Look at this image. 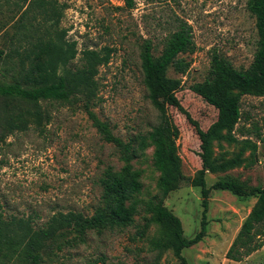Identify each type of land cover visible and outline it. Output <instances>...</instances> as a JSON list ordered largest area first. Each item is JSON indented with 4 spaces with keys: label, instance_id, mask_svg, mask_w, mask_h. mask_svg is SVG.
I'll list each match as a JSON object with an SVG mask.
<instances>
[{
    "label": "rangeland",
    "instance_id": "1",
    "mask_svg": "<svg viewBox=\"0 0 264 264\" xmlns=\"http://www.w3.org/2000/svg\"><path fill=\"white\" fill-rule=\"evenodd\" d=\"M247 1L137 0L136 7L129 10L124 0H52L61 22L51 26L42 13L43 3L33 0L26 9L27 0H0V48L16 58V49L23 51L29 46L25 34L35 37L44 34L46 27L61 34L66 30V39L77 41L79 50L86 46L113 48L109 63L100 67L99 99L92 111L108 123L114 136L125 142L162 122L164 155L173 161L176 175L165 205L181 219L185 234L194 237L201 230L204 212L199 185L203 167L201 141L178 108L163 102L154 106L147 97L140 48L145 38H151L155 54L159 55L167 32L164 23L175 14L191 23L197 49L185 55L191 61L190 70L182 76L171 68L169 75L182 78L177 95L206 130L216 121L218 110L190 87L208 76L214 54L227 58L238 69L251 65L257 32ZM78 58L79 54L72 66L78 64ZM2 64L5 69L15 65L9 58ZM241 102L243 115L235 134L239 140H251L255 149L244 153L247 166L208 172V186L226 175L249 186L264 184V96L244 95ZM44 106L52 118L44 124L43 131L30 127L0 141V213L8 218H30L38 226L60 211L93 215L101 202L100 178L104 169L109 165L119 169L123 165L116 145L104 138L94 117L81 105ZM240 147L241 143L223 142L221 147L217 144L215 152H227L231 157ZM153 152L154 148L149 147L144 157L134 161L143 171V199L159 192L160 172L153 165ZM263 212L259 197H239L228 190L212 189L207 234L199 243L184 248L182 256L188 264H264V245L241 260L227 257L246 221L264 240ZM143 216L144 213L137 215L136 224L127 228L92 230L85 242L65 247L49 264H184L175 245L164 250L160 259L157 257L152 242L158 237L160 226L153 224L140 236ZM167 230L172 233L170 227Z\"/></svg>",
    "mask_w": 264,
    "mask_h": 264
},
{
    "label": "trees",
    "instance_id": "2",
    "mask_svg": "<svg viewBox=\"0 0 264 264\" xmlns=\"http://www.w3.org/2000/svg\"><path fill=\"white\" fill-rule=\"evenodd\" d=\"M37 1L43 3L42 13L51 26L61 22V14L52 0ZM146 1L154 3L161 0ZM27 2L26 9L33 0ZM124 4L130 10L136 7L137 0H124ZM247 8L255 19L257 32L251 65L247 69H238L227 58L214 54L208 76L190 87L218 110L216 121L206 130L182 105L177 95L183 85L182 78L169 75L171 68L182 76L190 70L191 61L185 55L197 49L191 23L175 14L172 20L164 23L167 32L159 55L155 54V43L151 38H145L140 48V66L147 97L154 106L163 102L178 108L194 126L201 141L203 167L199 185L204 212L201 230L194 237L185 234L181 219L165 205L174 188L176 175L173 161L164 155L162 122L148 133H139L125 142L114 136L108 123L99 120L92 111V106L99 99L100 67L109 63L113 48L86 46L79 50L77 41L66 39V30L61 34L54 32L52 27L44 28V34L35 37L25 34L29 46L23 51L16 49V58L0 48V141L30 127L43 131L44 124L52 118L44 104H78L94 117L104 138L116 145L123 162L119 169L112 165L104 169L100 178L103 188L101 202L93 215L81 211H60L38 226L30 218H8L0 213V264H49L65 247H76L85 242L92 230L133 226L136 216L141 213H144V223L138 229L140 236H144L153 224L160 226L159 235L152 242L157 257L160 259L164 250L175 245L182 262L188 264L182 251L202 241L207 234L208 199L212 189L228 190L239 197H259L264 206V184L249 186L236 177L226 175L208 186L206 179L208 172H225L243 164L247 166L244 153L249 148L255 149L251 140H239L235 134L243 115V96H264V0H248ZM78 54V64L72 66ZM7 58L15 65L5 69L2 61ZM174 135H178V130L174 131ZM223 142L241 143L240 150L231 157L227 156V152L216 154L217 144L221 147ZM149 147L154 148L153 165L160 172L159 192L150 199H143V171L135 166L134 161L144 157ZM168 227L172 233L167 230ZM260 236L250 221H246L227 257L241 260L257 251L264 245Z\"/></svg>",
    "mask_w": 264,
    "mask_h": 264
}]
</instances>
